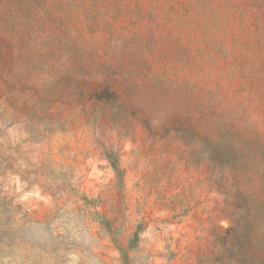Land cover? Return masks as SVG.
Segmentation results:
<instances>
[{
  "label": "rangeland",
  "instance_id": "1",
  "mask_svg": "<svg viewBox=\"0 0 264 264\" xmlns=\"http://www.w3.org/2000/svg\"><path fill=\"white\" fill-rule=\"evenodd\" d=\"M0 264H264V0H0Z\"/></svg>",
  "mask_w": 264,
  "mask_h": 264
}]
</instances>
